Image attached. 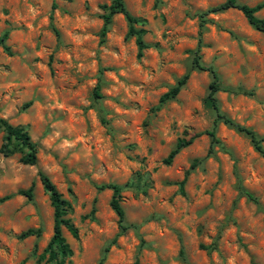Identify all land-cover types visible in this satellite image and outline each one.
Masks as SVG:
<instances>
[{"label":"rangeland","instance_id":"1","mask_svg":"<svg viewBox=\"0 0 264 264\" xmlns=\"http://www.w3.org/2000/svg\"><path fill=\"white\" fill-rule=\"evenodd\" d=\"M222 1L123 0L143 20L136 27L147 46L137 58L122 14L100 38L110 0H0L10 50L0 46V117L36 144L33 165L18 151L0 154V264H54L46 253L37 261L52 234L38 171L70 204L77 237L61 228L71 249L64 264H264V159L222 122L210 142V75L191 67L197 48L222 87L250 92L215 97L227 117L264 133V34L234 8L198 25L197 14ZM255 14L264 17V5ZM184 73L175 97L155 109ZM197 133L162 163L177 138ZM107 183L121 186L123 232L111 190L99 188ZM30 185V199L17 193ZM27 229L35 233L20 238Z\"/></svg>","mask_w":264,"mask_h":264},{"label":"trees","instance_id":"2","mask_svg":"<svg viewBox=\"0 0 264 264\" xmlns=\"http://www.w3.org/2000/svg\"><path fill=\"white\" fill-rule=\"evenodd\" d=\"M264 2H259L254 5H247L244 3H240L238 0H224L216 5L206 8L204 11L199 12L197 14L199 19V27H202L205 18L204 15L207 13H213L221 10H225L228 8H234L241 12L247 23L255 30L264 34V17L260 18L255 13L263 7ZM54 4H52L53 8ZM104 12L102 14V26L99 32L100 38L104 37L106 32L108 23L110 22V18L113 14L120 13L123 15L126 23H127V35L134 37V42L136 45V57L140 58L143 54V50L146 48V44L142 39V35L145 32L144 28L136 27L137 24L142 23V19L131 15L125 8L123 0H110V3L107 6H103ZM51 19V16H50ZM52 30L55 34H57L56 29L52 25ZM7 39V31H3L0 34V46L3 51L6 53H10L8 45L5 43ZM198 49L196 48L193 51V55L191 58V67L195 69L207 70L210 75V81L207 86V93L204 98V102L208 105L213 111V120L212 125L209 129L203 131L209 139L210 142H216L214 127L217 122H222L223 124L234 128L235 130L244 133L248 138L253 148L261 155L264 159V149L262 147V142H264V133L260 136L256 135L251 129L246 128L242 125L237 124L231 118L227 117L224 113H222L219 109L217 99L215 97V93L218 90L228 91L231 93H242L249 94L250 92H246L241 90L240 88L232 89L227 87H222L218 82V76L214 68L210 65H203L200 62V56L198 54ZM188 74L184 73L181 77H179L175 84L172 85L167 91L162 93L159 98L155 109H158L164 102L175 97L179 89L183 86L187 79ZM98 86L96 85L93 90V95L98 97L99 94L97 92ZM25 105H28L26 103ZM0 132L1 135V143H0V154L3 156H9L15 151L20 153L19 161L23 164L33 165L36 161V144L30 139L26 129L21 125H12L6 121V119L0 117ZM197 134L189 135L187 138L179 137L176 139L173 147L169 150L167 155L162 159V163L169 164L174 157V155L183 147L187 146L192 139L197 136ZM193 163L190 164V168L193 167ZM187 172L184 173V177L178 183V190L182 193V185L184 182V178ZM39 182L42 186L43 191L47 194L49 204L52 207V234L47 241L45 247L43 248L42 253L38 256L37 261L43 259L44 253L47 254L46 261L53 262L54 264H64V257L70 255L71 249L68 246V243L65 241L64 237L61 233V228H65L69 234L73 237H77V230L74 224L70 221L69 218L65 217L68 210L70 209L69 202L62 197V194L56 189L55 185L49 179V177L41 172H37ZM99 188H109L111 190V197L109 200V206L115 213L117 217V224L119 227V231L123 232L126 230L127 226L124 224L123 210L119 204L120 200V190L121 186L116 185L114 183L101 184ZM18 194H21L28 199L31 197V185L24 190H18ZM248 198H252V196L246 193ZM8 196H4L2 199L7 198ZM35 232L31 229H27L22 231L19 234V237H25L27 235L34 234ZM106 250V248L104 249ZM181 254V250L179 251Z\"/></svg>","mask_w":264,"mask_h":264}]
</instances>
